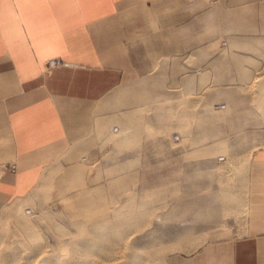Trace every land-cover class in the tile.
I'll return each instance as SVG.
<instances>
[{"label": "crops", "instance_id": "crops-1", "mask_svg": "<svg viewBox=\"0 0 264 264\" xmlns=\"http://www.w3.org/2000/svg\"><path fill=\"white\" fill-rule=\"evenodd\" d=\"M219 29L226 40L218 56L211 39ZM244 50L264 54V0H0V212L16 201L33 204L63 169L62 157L73 159L62 176L76 186L86 161L81 154L99 157L110 141L122 167L152 160L153 149L167 155L168 144L151 142L140 127L148 122L173 134L178 122L172 117H184V92L199 90L205 78L146 74L158 61H173L180 69L212 70L214 86L215 69L232 66L243 73L256 65ZM191 53L195 64L189 66ZM50 59L59 62L48 67ZM258 92L264 101V89ZM158 99L181 107L164 102L144 112L142 104ZM134 126L140 129L130 131ZM235 168L240 177L220 173L221 186L210 194L218 198L211 208L215 224L204 227L226 229L222 224L229 220L234 232L211 239L212 230L205 242L196 240V232L188 234L194 242L182 234L175 243L199 245L177 264H264V147L243 155ZM242 187V204L226 199ZM69 207L102 211L101 202L86 195ZM239 211L240 225L234 215L225 217Z\"/></svg>", "mask_w": 264, "mask_h": 264}, {"label": "rangeland", "instance_id": "rangeland-1", "mask_svg": "<svg viewBox=\"0 0 264 264\" xmlns=\"http://www.w3.org/2000/svg\"><path fill=\"white\" fill-rule=\"evenodd\" d=\"M254 34L260 35V31L254 29ZM211 40L215 41L219 56L226 37L219 29L214 40ZM241 54L255 58L256 65L248 64L249 69L243 73L232 66L224 70L217 68L214 70V86L212 79H208L210 69H180L173 61L171 66L166 61L160 65L161 61H158L146 75L170 77L184 72L183 76L195 74L205 78V86H200L195 92H184V117H172L173 121L178 122L173 134L154 128L148 122L140 127L142 131L149 132L151 142L167 143L169 153L165 155L153 149L152 160L122 167L113 158L116 144L110 141L101 148L99 157L86 152L81 154L86 161L80 163L83 175L81 184L76 186L62 176L64 170L72 166L69 161L73 159L60 158L63 169H56L33 204L23 206L31 210L27 217L36 228L38 238H26L15 219L6 220V227L0 229V264H129L127 254L132 245H137L139 251L153 247L160 251L156 255L140 253L141 262L136 264H177L179 258L194 250L195 243H175L182 234L196 232L199 234L196 240L208 241L214 229L204 227L215 224L211 221V208L215 207L218 198L210 194L215 187L221 186L220 173L233 174L236 171L238 174L235 165L239 159L258 147H264V115L258 107L260 104L264 107V101L259 98L256 87L264 78V54L260 57L250 50H244ZM186 60L189 66L195 64L192 53ZM164 102L177 104L178 110L181 107L180 101L158 99L142 104L143 110L155 111ZM199 113L204 116H198ZM140 128L134 126L129 130ZM215 130H218L217 135L211 137ZM175 136L178 138L175 139ZM203 136L207 138L202 140ZM219 157L224 159L219 160ZM98 190L101 191L100 195H91ZM239 190V194H229L226 199L242 204L245 187ZM85 195L90 201L101 202L100 213L94 215L69 207ZM42 214H49L52 221L47 219L52 224ZM231 215L240 225L239 220L244 212L227 214L225 217ZM229 223V220H224L222 225L227 228L214 231L211 239L232 234L235 229L229 227ZM106 225L121 229L124 239L117 246V252H98L106 238L97 237V240L92 234L94 231H105ZM215 233L222 235L219 237ZM20 239H26L27 243L23 245ZM87 240L95 241L96 246L78 249L76 242Z\"/></svg>", "mask_w": 264, "mask_h": 264}, {"label": "bare ground", "instance_id": "bare-ground-1", "mask_svg": "<svg viewBox=\"0 0 264 264\" xmlns=\"http://www.w3.org/2000/svg\"><path fill=\"white\" fill-rule=\"evenodd\" d=\"M257 85H256V87H258V90L264 89V80L262 79L261 81H259ZM83 160H85V158H83ZM23 206H24V204L20 201L13 202L12 204L6 206L0 212V229L5 228L6 227L5 226L6 220H8V219L10 220L12 218V219H15L18 222L19 226L22 228V230H24L26 238L37 239L39 235L36 231V228L29 221V219L27 217V215L30 214L31 210L27 209L26 207L24 208ZM44 215L46 216L45 219L48 218L49 220L52 221L49 214H44ZM48 219H47V222H48ZM81 226H83V225H81ZM95 228H99V227H95ZM104 228H106L105 231H100V229H99L100 232L94 231V233L92 234L93 238H95V239L97 237L106 238L105 242L101 243V244H103V246H101V248L98 252H101V251L104 253L117 252V249H116L117 246L119 244H121L123 242V239H124L121 236V233H122L121 229L114 227L113 225H106V226H104ZM104 238H103V240H104ZM186 238L189 239L188 235H184V239H186ZM83 239L86 240L85 238H83ZM97 240H99V239L97 238ZM20 241L23 245H25L27 243L26 239H20ZM176 242H180V239L177 240ZM95 243H96L95 241L88 242V240L87 241H77L76 245H77L78 249H81V248L82 249H88V248L90 249L91 245L96 246ZM198 245L199 244L195 243L194 248L197 247ZM128 249L130 250V252L127 254V256L129 257V261H128L129 264H136L138 262H141L140 257H139L140 253H146L148 255H156V253L160 252L159 250H157V248L155 249L154 247L148 248V249L144 248L143 251H139L137 245H132ZM118 264H126V263L124 262V263H118ZM149 264H156V263L149 262ZM163 264H165V263H163Z\"/></svg>", "mask_w": 264, "mask_h": 264}, {"label": "built area", "instance_id": "built-area-1", "mask_svg": "<svg viewBox=\"0 0 264 264\" xmlns=\"http://www.w3.org/2000/svg\"><path fill=\"white\" fill-rule=\"evenodd\" d=\"M58 62H59V61H58L57 59H50V60H48V62H47V66H48V67H52V66L56 65ZM220 107H223V105H220ZM174 138L177 139L178 136H175ZM11 168H12V171L15 170V169H14V168H15L14 166H11Z\"/></svg>", "mask_w": 264, "mask_h": 264}]
</instances>
